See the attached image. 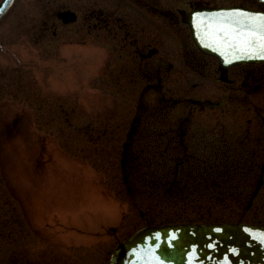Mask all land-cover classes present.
Returning a JSON list of instances; mask_svg holds the SVG:
<instances>
[{
    "label": "rangeland",
    "instance_id": "obj_1",
    "mask_svg": "<svg viewBox=\"0 0 264 264\" xmlns=\"http://www.w3.org/2000/svg\"><path fill=\"white\" fill-rule=\"evenodd\" d=\"M86 3L15 0L0 18V264H107L112 249L147 224H264V184L247 208L264 164V88L193 111L204 129L197 131L213 128L186 142L190 176L178 175L185 189L170 190L167 175L158 185L155 154L163 144L155 133L135 140L128 190L123 141L140 85L125 68L133 53L93 43L78 23L51 16ZM198 90L222 95L205 81ZM145 101L137 116L152 133L161 117L154 96Z\"/></svg>",
    "mask_w": 264,
    "mask_h": 264
},
{
    "label": "flooded vegetation",
    "instance_id": "obj_2",
    "mask_svg": "<svg viewBox=\"0 0 264 264\" xmlns=\"http://www.w3.org/2000/svg\"><path fill=\"white\" fill-rule=\"evenodd\" d=\"M223 8L232 9L234 14L243 10L264 11V0H87L83 7H61L51 13L55 23H78L83 31L92 34L93 43L105 41L114 43L115 47H127L128 51L131 49L134 62L132 67L125 68L133 80L140 81L135 106L137 115L148 107L145 100L154 96L156 113L161 117L154 120L156 129L147 132L148 122L137 115L127 126L121 172L128 190L132 187L129 171L137 166L130 149L135 140L155 133V139L163 144L155 154L160 176L158 185H166L162 176L167 175L172 177L166 181L170 190L173 187L185 189L188 185L178 175L190 176L189 155L192 153L187 151L186 142L197 133L202 137L212 132L213 128L210 125L208 132H200L204 129L195 125L193 111L218 108L225 99L241 102L264 88V62L224 65L218 57L199 47L198 43H225L221 36L211 39L210 31L215 28L209 27L215 22H226L214 20L223 17ZM65 10L74 12L72 20L65 21L58 15ZM202 12L205 39L200 42L195 38V31L200 28ZM190 79L196 80L190 85ZM178 80L185 81L180 83L182 92L177 89ZM202 81L213 85L222 95L214 99L202 96L198 90ZM174 110L178 115L169 119L170 111Z\"/></svg>",
    "mask_w": 264,
    "mask_h": 264
},
{
    "label": "water",
    "instance_id": "obj_3",
    "mask_svg": "<svg viewBox=\"0 0 264 264\" xmlns=\"http://www.w3.org/2000/svg\"><path fill=\"white\" fill-rule=\"evenodd\" d=\"M12 2L13 0H3L0 3V9H3L0 17ZM73 13L65 10L58 15L67 21L73 19ZM230 13V10L221 12L223 15ZM245 14L247 17H257L264 15V12ZM244 18V24L247 25L248 19ZM243 30L254 29L246 26ZM219 33L213 30L211 37L214 38ZM220 34L223 37V33ZM212 44L214 47L199 43L202 50L217 55L225 65L264 61V50L259 48L255 40L247 53L226 48L225 43ZM262 182L263 174H260L254 194L258 192ZM108 264H264V226L250 222L148 225L120 242L113 250Z\"/></svg>",
    "mask_w": 264,
    "mask_h": 264
},
{
    "label": "snow or ice",
    "instance_id": "obj_4",
    "mask_svg": "<svg viewBox=\"0 0 264 264\" xmlns=\"http://www.w3.org/2000/svg\"><path fill=\"white\" fill-rule=\"evenodd\" d=\"M0 11H3V9H0ZM239 17H246L248 19V24L245 25L244 21ZM214 20L228 21V23L215 22L209 25L210 28H215L216 32L223 33L226 48L231 47L236 52L247 53L250 50V45H252L255 40L258 42L259 48L264 50V23H261L264 21V15L247 17V14L235 13L220 18H214ZM232 24L237 25V27H233ZM246 26L254 30L244 31L243 29Z\"/></svg>",
    "mask_w": 264,
    "mask_h": 264
},
{
    "label": "trees",
    "instance_id": "obj_5",
    "mask_svg": "<svg viewBox=\"0 0 264 264\" xmlns=\"http://www.w3.org/2000/svg\"><path fill=\"white\" fill-rule=\"evenodd\" d=\"M256 222L262 223V222L259 220V218H257Z\"/></svg>",
    "mask_w": 264,
    "mask_h": 264
}]
</instances>
